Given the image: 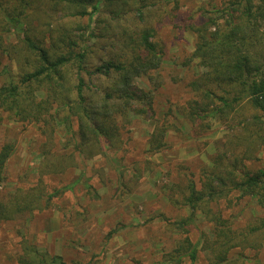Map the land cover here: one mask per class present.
Segmentation results:
<instances>
[{
    "label": "trees",
    "instance_id": "trees-1",
    "mask_svg": "<svg viewBox=\"0 0 264 264\" xmlns=\"http://www.w3.org/2000/svg\"><path fill=\"white\" fill-rule=\"evenodd\" d=\"M153 1L0 0V52L17 71L15 81L0 85V122L6 117L33 125L44 138L40 178L34 186L0 199V221L46 209L60 193L72 191L77 182L47 193L44 178L76 167L79 157H108L107 150L121 148L131 117L151 114L148 120L155 124L146 139L147 152L166 150L167 133L175 125L155 120L153 97L135 84L160 70L165 47L145 20L140 29L135 21L128 19L127 25L124 20L130 16L142 21ZM220 4V25L206 16L185 25L195 38L189 62L204 71L188 84L192 95L181 115L193 126L217 119L240 133L228 140L211 170H201L199 188L190 181L180 190V202L169 198L190 210L187 219L171 224L187 225L198 209L213 224L215 238L207 246L210 264H230L232 251L264 241L263 220L235 229L210 206L236 194L237 199H250L264 208V170L252 173L242 162L251 158L250 144L264 148V0ZM173 8H179L177 1ZM8 36L12 42H7ZM2 75H8L7 67ZM59 126L69 137L64 148L69 152L56 147ZM240 142L245 143L242 151ZM14 148L12 142L0 146L1 181ZM26 251L18 264H64L59 256L48 259L35 250ZM172 252L176 257L166 254L163 263H178L183 257L197 263L196 246L188 240Z\"/></svg>",
    "mask_w": 264,
    "mask_h": 264
},
{
    "label": "rangeland",
    "instance_id": "rangeland-1",
    "mask_svg": "<svg viewBox=\"0 0 264 264\" xmlns=\"http://www.w3.org/2000/svg\"><path fill=\"white\" fill-rule=\"evenodd\" d=\"M176 1L177 10L173 8ZM151 3L153 6L142 21L130 16L124 20L127 25L129 20L135 21L139 29L145 20L154 29L155 39L165 47L160 70L136 79L135 84L153 97L155 120H169L175 125L167 133L166 150L158 154L147 152L146 139L155 124L148 120L151 114L146 118L131 117V127L122 132L121 148L107 150L108 157H79L76 167L44 178L47 193L77 182L72 191L60 193L46 209L0 221V264H18L25 249L28 253L35 250L48 259L59 256L64 264H191L187 257L178 263H163L166 254L176 257L172 251L185 240L196 246V264H210L207 246L215 238L213 224L200 209L187 225L171 224L187 219L190 210L169 198L180 202V190L190 181L199 188L201 170H211L223 155L228 140L238 136V129L232 131L220 120L207 119L193 126L181 115L182 106L192 95L188 84L204 71L196 62H189L195 38L185 30V25L195 19L202 21L203 16L217 19L220 25L221 0ZM7 40L12 42L13 38L8 36ZM4 67L8 75L0 76V85L15 81L17 73L15 64L0 52V71ZM68 139L63 126H59L55 142L59 151H70L68 147L64 150ZM5 142L14 143L15 148L0 180L2 201L16 189L36 184L44 138L35 126L5 117L0 122V146ZM244 145L240 142L241 151ZM249 147L251 158L242 161L243 166L252 173L264 170V148L252 144ZM230 157L227 155V159ZM210 206L214 212L220 211L235 229L264 221V208L250 199H237L236 194ZM229 262L264 264V241L232 251Z\"/></svg>",
    "mask_w": 264,
    "mask_h": 264
}]
</instances>
